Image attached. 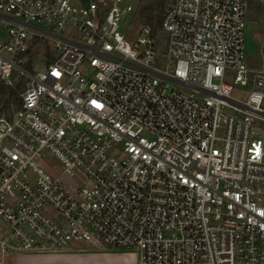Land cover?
I'll use <instances>...</instances> for the list:
<instances>
[{"label":"built area","instance_id":"obj_1","mask_svg":"<svg viewBox=\"0 0 264 264\" xmlns=\"http://www.w3.org/2000/svg\"><path fill=\"white\" fill-rule=\"evenodd\" d=\"M133 1L0 0V90L27 79L0 115V264L94 241L137 264H264V68L247 62L246 2L174 0L130 40ZM35 38L55 58L33 74Z\"/></svg>","mask_w":264,"mask_h":264},{"label":"trees","instance_id":"obj_2","mask_svg":"<svg viewBox=\"0 0 264 264\" xmlns=\"http://www.w3.org/2000/svg\"><path fill=\"white\" fill-rule=\"evenodd\" d=\"M174 0H134L133 9L129 15V21L125 29V35L132 40L139 29L148 25L151 28L152 34H156L160 29L163 20L164 8L167 4ZM246 2V20L256 24V31L264 36V0H245ZM165 36V35H164ZM161 44V42L159 41ZM50 43L46 40L33 39L30 46L25 52L26 59L24 66L31 70L33 60L41 51L46 64H50L54 58V52L50 48ZM162 47V44H161ZM247 62L251 67H259L264 64V46L261 51L254 54H247ZM16 71L12 77L15 79L13 84H5L0 90V115L4 113L10 116V103L18 107V93L24 89L25 77H16Z\"/></svg>","mask_w":264,"mask_h":264},{"label":"rangeland","instance_id":"obj_3","mask_svg":"<svg viewBox=\"0 0 264 264\" xmlns=\"http://www.w3.org/2000/svg\"><path fill=\"white\" fill-rule=\"evenodd\" d=\"M72 1L77 4H86L89 0ZM262 46H264V36H261L260 33L256 31L255 23L246 20L245 51L247 52V54L258 53L261 51ZM41 53L42 52L40 51L36 58L33 60V64L31 67L33 74L47 66ZM254 68H264V64ZM233 86V94L235 96L241 99L246 98L247 92L250 90L249 85L241 86L239 84H233ZM259 136L260 135L256 134L254 135V138ZM83 252H89L91 254L82 255ZM113 252L115 253V257H120L121 255L126 256V258L129 259L130 263L133 257L132 253L134 251L129 247L112 248L102 242L94 241L87 244L62 245L51 251H24L21 252L22 257L20 258L19 262L20 264H116V260L109 259L114 254ZM96 253H107V255H105V257H101ZM13 256L14 255H6V257L8 258L7 264H9L11 258L12 262L17 263L16 257Z\"/></svg>","mask_w":264,"mask_h":264},{"label":"crops","instance_id":"obj_4","mask_svg":"<svg viewBox=\"0 0 264 264\" xmlns=\"http://www.w3.org/2000/svg\"><path fill=\"white\" fill-rule=\"evenodd\" d=\"M107 253H109V252H107ZM107 253H101V254L96 253V254L100 255L101 257H105V255H107ZM84 254H86V255L89 254L90 255L91 253H89V252L88 253L87 252H83L82 255H84ZM79 255H81V254H79ZM114 255H115V253L109 259L116 260L115 261L116 264H137L135 252L132 253V256L133 257H132L130 263H129V259L126 258V256L121 255L120 257H115ZM13 257H16L17 263L16 262L15 263L12 262V258H11L10 261H9V264H20L19 260L22 257V254L21 253H18L16 255H14Z\"/></svg>","mask_w":264,"mask_h":264}]
</instances>
